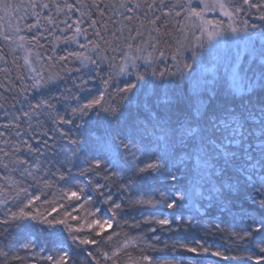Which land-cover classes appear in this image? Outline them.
Segmentation results:
<instances>
[{"label": "snow or ice", "instance_id": "6c2138e0", "mask_svg": "<svg viewBox=\"0 0 264 264\" xmlns=\"http://www.w3.org/2000/svg\"><path fill=\"white\" fill-rule=\"evenodd\" d=\"M243 4L248 9L256 10L259 13V20L264 21V4H257L251 0H243ZM161 6L168 7L170 11L175 9V14L178 17L183 13V18L196 26L199 35L193 33L194 42L190 43L186 49L173 55L172 60L175 63L171 67L165 64L163 71L153 67L152 61H145L146 71L140 72L136 63L139 57L135 54L130 56L129 52L120 49L121 58L125 61L131 60V67L136 69L132 74L135 75L137 82L125 81L124 87H116L115 93H108V86L113 80V75L109 72L108 78L103 80L105 91L95 95L88 88V81L81 80L80 83L74 84V87L86 95L83 97L77 94L72 95L76 106L71 108V118L61 116L56 110V105L52 102L53 100L60 102L61 97L54 95L45 97L43 95V92L50 90L60 77L46 74L45 65L33 67L29 56L24 57L30 74L18 79L30 81L26 84L25 94L27 89L40 93V99L35 104L28 100L27 110L23 106L18 110L24 118L35 117L39 124V117L45 116L53 124L58 125L75 124V121L79 120L80 123L75 124L78 129L89 124L91 113H94L102 121L98 125L102 131L99 134H94L91 139L72 137L63 128L58 129L60 137L67 138L75 146L72 149L71 157L66 158V161L61 164L62 168L67 167V173L61 171L59 180L70 183L76 178L72 175V169L76 168L80 176L85 174L99 176L103 173V178L106 180L116 176H124L129 183L150 180L153 182L154 192L152 198L127 202H117L111 195L107 196L104 203L109 206L108 211L112 213V216L108 219H93L87 222V228L90 231L85 235L83 225L73 228L68 222L67 218L70 215L68 212L61 216L55 207L51 208L49 212L33 208L34 200H39L40 197H29L27 190L21 188L20 192L24 193V199L20 198V192H17L13 198L18 201L16 205L18 210H9L3 214V218H0V225L5 226L0 232V236L8 233L10 228L21 229L17 237L19 244L17 251H31L37 247L36 241L31 237L34 235V230L39 228L40 232L45 235L44 243L39 247L50 246V249L55 250L56 254L42 256L35 253V255L44 260L45 264H75L76 257L73 255L71 246L68 245L67 250L65 248L68 237H65L63 233L66 231L77 248L85 246L80 248V251L86 252L87 257L91 258L88 264H92L93 260L96 261V264H100L97 256L103 255L106 260L110 259L107 252H99V246L105 239L103 229L120 214L125 205L133 208L137 205H153L157 209L163 205L164 209L171 210L167 215L161 211V218L157 219L153 215L145 217L143 222L158 224L161 228L173 224L191 227L193 223H201L193 213L200 214L203 211L204 214H211L209 210H219L230 217L227 221L230 228L226 227L224 222L216 220L209 221V231L214 229L215 232H228L229 239L237 246L251 244L258 236L259 241L255 246L259 254H249L247 260H255V264H264V96L256 98L259 105L258 115L252 111L249 106L251 101H249L248 104L242 105L239 111L236 107L226 103H217L205 116V101L200 99L205 92L209 93L210 98L217 96L218 72L221 67L225 74L230 73L228 78L235 91L242 92L245 86L251 91L257 85L264 90V83H261L264 81V25L260 26V31L256 30V25H249L246 19L239 24L230 22L228 25V30L233 35L243 33L246 42H253V46L246 49L251 59L248 65L243 67L244 74H241L243 53L239 50L235 51V58L228 54L220 56L214 53L211 58V68H208L199 60L200 50L206 46L205 38L208 43H211L217 36L223 34V30L221 22L206 19V12L218 7L221 13L232 21L233 16L237 13H244V9L226 7L221 0H177L175 4L171 5L163 4V0H161ZM73 7V4H64V8L72 9ZM120 7L125 8L128 12L133 11L128 3H121ZM148 7L151 8L153 5H148ZM22 8H31L33 9L32 15H36V9H47L49 4H39L36 0H31L25 6L9 3L8 0H0V10L4 12V16L0 17V23L7 20L8 26L12 28L13 32L18 33L20 28L18 25L13 27L10 13L23 19L24 17L18 15ZM169 14L170 12L165 13V15ZM25 15H28L26 11ZM101 15H103L102 12ZM126 19L131 22L133 17L129 15ZM157 19L159 18L157 17ZM49 23L54 25L51 20ZM64 23L67 29H75L73 37H65L66 42L85 34V30L79 26L80 21H76L74 24L67 21ZM97 23L95 19H91L90 26H95ZM25 27L29 32L36 28L39 33V20L34 24L26 23ZM111 34L117 35L116 33ZM93 35L104 39L100 31L94 32ZM140 36L141 33L136 32V37ZM257 37L260 41L258 48L254 45ZM3 38L10 40L12 37L5 30ZM56 38L60 39L59 36ZM85 38L89 39L87 36ZM19 39L24 41L26 37L19 36ZM31 39L37 40V36H32ZM104 43L108 44V41L104 40ZM20 47H23V44ZM79 47L85 48L86 45L80 44ZM127 47L129 50L132 49L131 44H128ZM149 47H154V45H149ZM117 50V47L112 49L113 52ZM93 51L96 59L85 56L82 52H70L68 56H60L59 60L67 61L69 57H73L82 63L87 60L98 66L103 60L116 59V57L101 56L99 44H93ZM136 51L140 52L142 49L137 47ZM183 51L191 52V60L199 65V70L193 69L188 58L182 59ZM257 58H259L258 65L255 64ZM48 59L52 60L53 58L49 57ZM159 62H165L163 52L160 53ZM50 66L48 65V67ZM109 67L113 68V65L109 63ZM117 67L119 74L126 73V66ZM173 68L176 70L173 71ZM147 69H151L153 82L159 81L155 87L160 91L144 92L142 95L143 88L138 85L145 81ZM190 69L191 71H189ZM257 69L259 74L256 76V84H253L246 74L248 72L256 73ZM204 73H210L212 78L210 80L203 79ZM186 81L189 85L187 92L184 87ZM66 91L71 92V89ZM106 93H108V99L105 98ZM63 99H67V97H63ZM125 102L129 105L135 102L136 111L124 110L122 105ZM142 112L147 113V119L142 118ZM86 117L89 119H85ZM16 126L19 127V125ZM4 127L7 128L9 125L6 124ZM4 135L5 133L0 132V137ZM44 135L47 133L45 132ZM23 143L27 145L29 152L33 151L27 141H23ZM44 143L47 144V141ZM148 145H152L151 151L145 150ZM35 151H39V149ZM0 154L4 158L9 156L4 148H0ZM27 163L26 160H21L19 157L15 161L9 159L7 163L0 159V168H3L5 173L20 171L23 168V171H20L21 176L26 175L36 179L33 169L39 171L38 165H33L32 168L23 167ZM88 184L91 185L92 181H88ZM103 187L105 185L98 182L95 185L97 190ZM78 191H82V188L77 187V191L71 192L70 196L80 200ZM87 199L91 201L92 197L88 196ZM0 203L6 202L0 201ZM99 211L100 209L97 208L96 212ZM72 219L76 218L72 217ZM26 221L35 223L27 224ZM139 223L138 221L137 226ZM150 230L155 232L156 228L153 227ZM111 238V235L107 237L108 240ZM154 239L159 240L160 237L157 236ZM89 245L96 246V255L86 247ZM165 247H169L167 242H165ZM171 247L185 249L191 253L211 254L229 261L240 259L227 256L219 250L212 251L202 239H194L191 244L177 240ZM0 256L7 259L9 252L0 248ZM12 258L18 259L19 257L13 253ZM140 264H154V262L150 257L142 256ZM168 264H172V262H168Z\"/></svg>", "mask_w": 264, "mask_h": 264}, {"label": "trees", "instance_id": "16d2710c", "mask_svg": "<svg viewBox=\"0 0 264 264\" xmlns=\"http://www.w3.org/2000/svg\"><path fill=\"white\" fill-rule=\"evenodd\" d=\"M8 2L26 6L31 0H8ZM36 2L47 3L49 8L36 9V15H32L33 9L22 8L18 15L24 17L23 19H19L16 14H13V26L18 25L20 28V31L16 33V41L15 39L5 40L0 32V132L5 133L0 137V148H4L9 153L7 158L0 154V159L7 163L9 159L15 161L19 157L28 162L23 167L32 168L33 165H38L40 170L33 169V175L36 177L33 179L26 175H20L23 168L20 171L7 173L3 168H0V201L6 202L0 203V218H3V214L9 210H18L16 207L18 201L13 198L23 188L27 190L29 197H40L39 200H34L33 208L49 212L51 208L55 207L61 216L68 212L70 214L67 218L68 222L73 228L83 225L84 234L87 235L90 231L87 228V220L95 218L103 220L112 216V213L108 211L109 206L104 203L107 196L111 195L117 202L149 199L152 198L154 192L153 182L145 180L129 183L124 176L111 177L106 180L103 178V173L99 176L92 174L80 176L76 168L72 169V175L76 178L70 183L59 180L61 171L67 173V167L62 168L61 164L66 161V158L71 157L72 149L75 146L67 138H61L58 129L63 128L72 137L91 139L94 134H99L102 131V128L98 126L102 121L94 113H91L89 124L78 129L75 124H79V120H76L75 124L58 125L53 124L45 116L39 117V124L35 117L24 118L18 110L22 106L27 110L28 100L35 104L40 99V93L33 92L31 89H27L25 94L26 84L30 81L18 79L30 74L28 66L25 65L24 52L29 53L33 67L45 65L46 74L60 77L50 90L43 92V95L45 97L52 95L61 97L60 102L55 100L52 102L56 105V110L61 116L71 118V108L76 106L72 95L77 94L81 97L86 95L74 87V84L80 83L81 80L88 81L87 86L95 95L105 91L103 80L108 78L109 72L112 73L113 80L108 86V93H115L116 87H124L125 81L137 82L135 75L132 74L136 69L131 67V60L125 61L121 58L120 49L129 52L130 56L135 54L139 57L136 63L140 72L146 71L145 61H152L153 67L163 71L165 64L171 67L175 63L172 60L173 55L186 49L193 42L194 32L189 26L188 20L183 18V13L179 17L176 16V10L170 11L168 7H162L161 0H36ZM176 2L177 0H163L165 5ZM251 2L264 4V0H251ZM65 3L73 4L74 7L72 9L64 8ZM121 3H128L133 11L128 12L125 8L120 7ZM148 5H153V7L149 8ZM227 6L244 9V13L235 14L238 23L246 19L249 25L254 24L257 26L256 30H261L260 26L264 25V21L259 20V13L254 9H248L243 4V0H227ZM25 11L28 15H25ZM169 12V15H165ZM129 15L133 17L131 22L126 19ZM91 19H95L98 23L95 26H90ZM37 20H39V33L36 28H33L31 32L27 31L26 23L34 24ZM50 20L54 22L55 26L53 23H49ZM64 21L73 24L80 21L79 26L85 30V34L66 42L65 37H73L75 29H67ZM96 31H100L104 39L93 35ZM136 32H140L141 36L136 37ZM111 33L117 35L113 36ZM19 36H24L26 39L21 41ZM32 36H37V40H32ZM57 36L60 37L59 40L56 38ZM85 36L89 39H86ZM18 40L24 45L26 51L21 49ZM104 40H107L108 44H105ZM80 44H84L86 47L80 48ZM93 44L100 45L101 56L106 55L109 58L116 57V59L103 60L98 66L87 60L82 63L73 57H69L67 61L59 60L60 56H68L70 52H82L85 56L96 59ZM128 44L132 45L131 50L128 49ZM149 45H154V47H149ZM114 47L118 48L116 52L112 51ZM137 47L142 51L137 52ZM161 52L164 53V63L159 62ZM204 54L205 48L200 50V62H202ZM49 57L53 59L49 60ZM185 57L188 58V62L192 63L193 69L199 70V65L191 60L190 51H183L182 59ZM109 63L113 65V68L109 67ZM48 65L51 66L48 67ZM121 65L126 66L125 74H119L117 66ZM210 76L208 74V77ZM156 84H159V81L154 83L151 69H147L145 81L140 82L138 87L142 86L141 94L143 95L144 92L160 91L155 87ZM184 87L187 92L189 88L187 81ZM67 89H71V92L66 91ZM108 93L105 94L106 99H108ZM259 96H264V90L258 85L251 91L237 92L218 83L215 98H210L209 93L205 92L200 99L205 101V116L217 103H226L236 107L239 111L240 107L248 104L249 101H251L249 106L252 111L258 115L259 105L256 98ZM63 97H67V99H63ZM122 108L136 111L135 102L131 105L125 102ZM141 116L147 119V113L142 112ZM6 124L9 127L5 128ZM252 126L255 127V125ZM45 132L47 135H44ZM23 141H27L32 146V152H29ZM44 141H47V144ZM151 148L152 145H148L145 150L151 151ZM36 149L39 151H35ZM90 180L92 181L91 185L88 184ZM97 182L105 187L97 190L95 188ZM77 187L82 188V191H78L80 200L70 196L71 192L77 191ZM88 196L92 197L91 201L87 199ZM20 198L24 199L23 192H20ZM97 208L100 209L99 212H96ZM161 211L167 215L171 210L164 209L163 205H160L159 209L153 205H137L134 208L125 205L120 214L110 221V225L103 229L105 239L99 246V252H107L110 259L106 260L103 255H99L97 258L100 264H140L142 256L150 257L154 264H168V262H172V264H255V260H247V256L259 254L255 246L259 241L258 236L251 244L237 246L229 239L228 232H215L214 229L209 231V221L218 220L230 228V225L227 224L230 217L226 213H221L216 209L209 210L211 214H204L203 211L200 214L193 213L201 223H193L191 227L173 224L161 228L158 224L143 222L145 217L153 215L157 219L161 218ZM52 214L55 215V213ZM72 217L76 219H72ZM138 221L140 223L137 226ZM26 223L34 224L35 222L26 221ZM4 227V225H0V232ZM153 227L156 228L155 232L150 230ZM20 232L21 229L13 227L8 229V233H5L4 236H0V248L9 252L7 259L0 256V264H45V261L39 259L35 253L42 256L56 254L55 250L50 249V246L39 247L45 240V235L40 232L39 228L34 230V235L31 237L36 241L37 247L31 251H17L19 247L17 237ZM63 235L68 237L65 248L67 250V246H71L73 255L76 257L75 264H88L91 258L87 257L86 252L80 251V248L85 246L77 248L66 231ZM109 235L112 237L111 240L107 239ZM157 236L160 237L159 240L154 239ZM97 239L100 238L97 237ZM194 239H202L212 251L219 250L227 256L240 259L229 261L211 254L191 253L185 249L171 247L177 240L191 244ZM165 242L169 247H165ZM86 247L94 255L97 254L96 246ZM114 252L115 255H113ZM13 253L19 258L13 259ZM92 264H96V261L93 260Z\"/></svg>", "mask_w": 264, "mask_h": 264}, {"label": "rangeland", "instance_id": "374dc122", "mask_svg": "<svg viewBox=\"0 0 264 264\" xmlns=\"http://www.w3.org/2000/svg\"><path fill=\"white\" fill-rule=\"evenodd\" d=\"M222 3H224L227 6V0H221ZM202 7V5H201ZM230 10V8H229ZM10 15L12 16L13 19V14L10 13ZM4 16V12L3 10H0V17ZM206 19L211 20L213 22L219 21L221 22V26H222V30H223V34L220 36H217L211 43H208L206 41L205 38V54L204 57L202 58V64H204L205 67L211 68V58L212 55L215 53L217 55L223 56L224 54H228V55H232L233 58L235 51L239 50L243 53L242 57H241V74L243 73V67L248 65L249 60L251 59L249 52L246 51V49H250L253 46V42H246V37L243 33L239 34V35H233L229 30H228V25L230 22H235L236 24H239L238 21L236 20V16L234 15L232 18V21L229 20V18L227 16H224L220 9L217 7L215 9H211L208 10L205 14ZM188 24L189 26L192 28L193 32L196 33V35H199V33L196 30V26L194 24H192V22H190L188 20ZM13 25V23H12ZM14 27V26H13ZM7 30L9 35L12 37L11 39H16V33L13 32L12 28H10L8 26V21L4 20L2 23H0V32L3 35V32ZM251 31V30H250ZM260 31V30H257ZM15 36V37H14ZM19 45H21L22 43L18 40ZM194 42V39H193ZM254 45L255 47H259L260 45V41H259V37L255 38L254 41ZM21 49L23 51L25 50V47L23 45V47H21ZM24 55L29 56V53L26 51L24 52ZM255 64H259V58L256 59ZM208 74L210 73H204L203 74V79H211L212 77H208ZM259 74V70L257 69L256 73L253 72H248L246 74V76L248 78H250V82H252L253 84H256V76ZM211 75V74H210ZM229 74H225L223 71V68L221 67L219 72H218V76H219V81L218 83L223 84L225 87H228L232 90H234L231 86V82L229 80ZM261 83H264V81H261ZM255 87V86H254ZM235 91V90H234ZM249 91L247 86H245L244 91L242 92H246ZM96 219V218H95ZM104 219H108V217L104 218ZM92 219H89L86 221L87 222L91 221ZM110 224L105 225L106 227H108Z\"/></svg>", "mask_w": 264, "mask_h": 264}]
</instances>
